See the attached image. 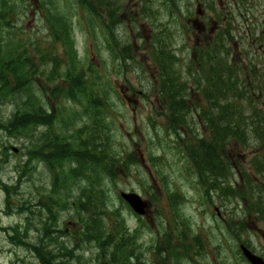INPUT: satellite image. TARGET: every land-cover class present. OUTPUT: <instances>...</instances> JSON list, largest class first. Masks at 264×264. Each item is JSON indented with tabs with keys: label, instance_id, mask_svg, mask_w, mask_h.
<instances>
[{
	"label": "rangeland",
	"instance_id": "rangeland-1",
	"mask_svg": "<svg viewBox=\"0 0 264 264\" xmlns=\"http://www.w3.org/2000/svg\"><path fill=\"white\" fill-rule=\"evenodd\" d=\"M113 1V6H120L115 32L131 44V60H126L125 71L122 63L109 51L105 34L91 22L78 0H50L49 13L71 22L69 39L75 62L82 63L80 66L85 78L96 82L100 90L98 95L103 102L107 101L104 116L108 125L102 130L101 137L108 153L116 156L118 162L112 168L114 175L111 180L104 179L105 187L101 178L106 175L100 171L90 174L94 184H99L101 190L105 189L107 209L118 212V220L135 248L131 256L133 261L125 259V264H247L238 254L240 243L248 244L264 258V221L254 213H247V203L238 198L243 183L256 181L249 169L256 149L238 148L233 142L231 156L227 157L229 167L232 166V176L224 184L234 185L229 186L232 194L225 196L220 190H215L210 197L205 196L185 157V148L193 143L190 140L194 138L193 134L200 138L208 137L207 130L195 118L189 124L195 132L184 130L180 141L168 128V110L156 95L155 71L148 54L151 39L148 37L153 33V24L159 23L172 40L176 37L174 53L179 59L177 68L181 71L182 80L187 81V92L191 91L188 103L193 101L203 106L200 93L195 89L198 83L191 79V74L196 72V63L192 62L194 51L200 48L196 46L194 37V22L200 20L198 1L176 0V6L183 14L176 13L169 18L160 0H153L149 6L154 13L146 9L143 15L145 0ZM26 3L32 5L16 10L12 22L14 27H0L2 51L7 52L9 44L13 46L19 40V45L42 70V77L28 78L15 97L0 92V264H40L29 246L18 245L13 240L14 230L22 231L26 218V212L18 213L16 208L32 199L36 200L33 204L38 202L37 207H40L52 195V189H56L53 197L57 198V204H54L55 209L52 208L56 217L51 225L58 234L55 235V244L44 249L47 252L52 250L64 260L69 257V264H95L97 247L78 236L81 227L74 209L69 207L72 198L66 199L69 191L77 193L82 188L84 182L79 181L82 176L69 181L67 172L74 166L69 158L52 164L40 158L41 143L49 140L50 134L58 140H65L68 136L77 139L79 136L87 137L85 130L79 131L88 126L86 122L89 123L85 102L79 97L71 100L57 91L56 79L53 82L45 80L44 76L52 66L49 67L50 63L44 68L41 66L40 51L50 50L56 43L46 28L41 6L43 0H25ZM205 12L203 19L206 21L209 12L206 9ZM245 46L246 43L240 41L237 52H245ZM238 60L233 63L240 69L242 59ZM251 86L257 95L256 84L251 81ZM259 103L258 107L262 108ZM235 105L243 110L246 102L237 100ZM51 108L52 111L49 110ZM34 110L41 113L37 115ZM261 112L264 115V110ZM191 116L195 117L194 113ZM17 127L20 129L15 133L13 130ZM13 149L18 153L14 154ZM225 153L226 148L224 156ZM62 154L69 157V148L59 156ZM242 170L247 173L243 177L239 175ZM7 187L14 188L8 197ZM122 191L135 192L141 197L146 204L144 215L135 214L120 199ZM257 197H261L258 191L254 195ZM111 223L110 219L104 222L109 227ZM36 233V228L25 232V243L32 244ZM69 250H72L71 257Z\"/></svg>",
	"mask_w": 264,
	"mask_h": 264
},
{
	"label": "trees",
	"instance_id": "trees-1",
	"mask_svg": "<svg viewBox=\"0 0 264 264\" xmlns=\"http://www.w3.org/2000/svg\"><path fill=\"white\" fill-rule=\"evenodd\" d=\"M0 2H2L0 27H14L12 22L16 10L20 7L22 10V7L28 8L32 5H29V3L25 4V0H1ZM49 3L50 0H43V5H41L42 14L46 28L56 44L50 50L42 49L40 51L41 66L44 68L47 63H50L49 67L52 66L51 71H48L44 78L47 82H53L56 79L55 83L58 82L59 86L57 91L64 93L69 99L75 100L79 97V99L83 100L85 102V113L89 118V123L86 122L88 126L79 129V131L85 130L87 137L79 136L78 139L74 136L69 137V161L74 165L69 168V181L74 178L77 179V176H82L79 181L81 183L82 181L84 182L79 192L73 191L72 193L69 191V197L72 198V203H70L69 207L74 209L81 227L78 236H81L86 242L94 243L97 247L98 255L95 264H125V259L130 262L133 261L131 256L135 248L130 243V238L122 222L118 220V212L107 209L105 189L101 190L99 184L95 185L90 174L99 173L100 171V173L106 175L107 177L101 178V184L105 187L104 179L111 180L114 175L112 168L115 162H118L116 156L108 153L106 143L101 137L102 130L107 129L108 125L104 116L107 101L103 102L98 95L100 90L97 89L96 82L93 79L87 81L88 79L85 78V73L80 66L82 63L75 62L76 56L72 42L69 39L71 22H67L59 15L50 14ZM78 3L89 16L91 22L95 23L103 31L109 51L117 61L122 63L125 71L128 63L126 60H131L130 45L128 42H122L114 30L119 24L120 8L113 6V0H78ZM170 3L175 5L176 0H170ZM160 4L165 5L164 0H160ZM145 10L146 8L141 12L142 15ZM159 27L161 26L159 25ZM163 31V28L157 30L153 28L154 35L152 33L150 44V56L154 66L157 68L159 81L156 86V95L160 104L168 106V128L177 137H180L179 135L182 134L185 126H188L193 119L191 111L196 112L198 105L195 102L191 105L188 104L189 96L187 91L189 87H187V81L182 80L179 69L177 70L180 72L172 71L171 69L177 59L165 52ZM124 43L125 45H123ZM2 52L0 47V92L3 95L15 97L19 93L22 84L29 80L28 78L34 79L35 76L39 75L42 77L40 66L35 63L36 61L33 57L27 54L26 49L19 45V40L13 46L9 44L7 52ZM174 67L177 68L176 66ZM214 72L220 74L221 70L215 68ZM191 79L193 83H196V77L192 76ZM207 83L210 87L205 89L204 92L207 93L205 98L209 102L210 109L207 112H202L208 114L206 124L209 126L208 129L212 135L208 139H202L198 143L196 140V142L186 146L185 157L197 174L198 184L201 186L205 196L210 197L215 190H220V193L226 196L229 193L232 194L229 192L231 188L223 185L227 174L229 175L230 167L219 160L216 154L221 149L222 141L231 132L234 139L243 144L246 143V139L241 137L239 133L246 134L248 140L249 133L247 126L243 125V116L240 112L236 110L234 113H230V109L235 107V103L229 101V86L222 79V75L214 81V84L210 81H207ZM234 89L236 90V85H234ZM238 89L239 86L237 84ZM104 98L107 99L106 96ZM238 99L239 97L236 96L233 100ZM230 114L233 116L232 123ZM230 123L233 130L230 127ZM26 126L27 123L25 124ZM19 129L17 127L16 131H13L17 133ZM252 132L257 139L263 137L257 127H252ZM180 141L182 140L180 139ZM62 149H64L62 146L56 145L55 147H47L44 151L48 150L51 152L52 155H48L51 162H63L65 156L63 154L59 156L60 152H63ZM130 161L133 162V160ZM262 168L260 162L256 163L257 173L261 174ZM245 187L247 191L240 196L251 195V199L253 201L255 199V202L253 203L252 201L251 207L248 209V213H254V210H257L260 204V197L254 198L255 189L257 188L256 186H254L255 189L252 186L250 187L247 181ZM11 190L13 188H9V193ZM108 219L112 221L110 227L104 224ZM13 240H16L18 245L29 246L18 233L14 232ZM32 245L31 249L34 250L36 257L42 264L46 261L47 264H52L54 261L57 264H69V257L65 258V260L62 259L61 255H58L57 258H50L36 248V245ZM62 249L64 248L62 247ZM69 256H72V250H69Z\"/></svg>",
	"mask_w": 264,
	"mask_h": 264
},
{
	"label": "flooded vegetation",
	"instance_id": "flooded-vegetation-1",
	"mask_svg": "<svg viewBox=\"0 0 264 264\" xmlns=\"http://www.w3.org/2000/svg\"><path fill=\"white\" fill-rule=\"evenodd\" d=\"M197 1L200 8V20L195 22L196 43L200 46L209 47L211 50H229V61L232 66L235 60L242 59V68L239 69L236 65V71L241 72L242 79L247 84L251 81L257 85L260 84L256 88H262L263 91L258 90L257 93L259 97L264 98V0H218L219 7L213 6L211 8L206 21L203 19L206 13L203 6L206 5V2L203 0ZM207 24L209 25L208 30ZM235 32L240 34L239 39L246 43L245 52H237V49H240V40L234 35ZM249 89L252 90L253 86L249 85ZM52 109L49 110L52 111ZM40 113L41 111L37 110V115ZM50 135L49 140L41 143L40 155H42L44 149L55 145L53 143L55 137H53V134ZM66 139L68 150L69 136ZM12 151L14 154L18 153V151ZM67 175L69 178V170ZM38 224L41 235L53 231V228L43 227L40 222ZM39 237L41 236L39 235Z\"/></svg>",
	"mask_w": 264,
	"mask_h": 264
},
{
	"label": "water",
	"instance_id": "water-1",
	"mask_svg": "<svg viewBox=\"0 0 264 264\" xmlns=\"http://www.w3.org/2000/svg\"><path fill=\"white\" fill-rule=\"evenodd\" d=\"M120 195L130 205L134 212L138 214L144 213L145 205L137 194L121 193ZM240 249L250 264H264V262L259 257L249 252L245 247L240 246Z\"/></svg>",
	"mask_w": 264,
	"mask_h": 264
},
{
	"label": "bare ground",
	"instance_id": "bare-ground-1",
	"mask_svg": "<svg viewBox=\"0 0 264 264\" xmlns=\"http://www.w3.org/2000/svg\"><path fill=\"white\" fill-rule=\"evenodd\" d=\"M241 137H243L244 139H246V143L249 144L252 142V139L249 137V140H248V137L246 136V134L244 133H239Z\"/></svg>",
	"mask_w": 264,
	"mask_h": 264
}]
</instances>
